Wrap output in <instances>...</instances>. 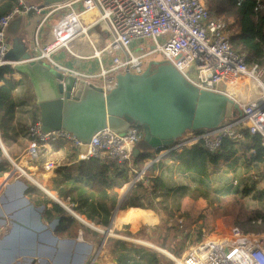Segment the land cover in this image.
Returning a JSON list of instances; mask_svg holds the SVG:
<instances>
[{
  "label": "built area",
  "instance_id": "2783aa9c",
  "mask_svg": "<svg viewBox=\"0 0 264 264\" xmlns=\"http://www.w3.org/2000/svg\"><path fill=\"white\" fill-rule=\"evenodd\" d=\"M19 4L0 16V66L14 67L17 63L6 56L11 47L7 28L16 15L31 10L24 0H19ZM256 10H264L262 0H257ZM55 13L60 14L52 27V39L45 45L36 41L31 58L34 61H44L72 73L101 87L106 95L116 87L119 74L142 73L161 55L198 88L232 96L240 104L243 117L226 120L218 130L187 131L177 142L164 147L165 151L201 144L208 152L216 153L224 139H244L245 129L253 136L260 135L264 147V111L257 117H245L248 104L264 100V66L248 63L246 53L232 45L228 21L217 15L206 0H68L48 7L46 18ZM98 24L103 25L104 32L111 33L101 45H95L89 32ZM84 36L94 46L91 57L97 59V71L82 72L55 59L57 51L70 50L71 43ZM146 39L151 44L148 48L136 43ZM192 67L196 78L188 73ZM242 77L250 78L259 88V94L248 102H240L235 96ZM29 134L28 155L35 161L49 142L66 139L79 149L84 144L65 129L45 131L39 118L29 126ZM143 136L144 130L136 124L122 133L102 129L87 143V152L80 150L76 162L98 157L105 164L132 171V184L146 183L147 168L138 169L132 162L133 151ZM160 154L159 151L155 161L161 158ZM18 165L13 161V168L0 175V198L12 182L21 177L33 179L23 166L22 173L15 172ZM58 166L54 161L44 163L45 170ZM8 227L0 226V238L10 233ZM170 256L175 264H264V232H245L234 227L226 235L203 237L189 245L181 257Z\"/></svg>",
  "mask_w": 264,
  "mask_h": 264
},
{
  "label": "crops",
  "instance_id": "0c3cea01",
  "mask_svg": "<svg viewBox=\"0 0 264 264\" xmlns=\"http://www.w3.org/2000/svg\"><path fill=\"white\" fill-rule=\"evenodd\" d=\"M59 14L55 13L46 18L45 14H41L39 8L32 7L30 11H23L16 15L14 23L8 29L10 44L11 46L16 45V53L10 56L16 55V58H19V52L23 48L20 44H24L25 48L33 53V47L37 40L42 45L49 42L52 39V27L57 22ZM96 27L100 30L92 32L91 37L95 40V45L96 43L101 45L108 36L101 33L103 25L93 26V28ZM93 54L94 46L84 36L74 40L70 50L60 49L54 56L60 64L66 67L82 72H93L96 70L95 65H98L97 59L91 57ZM16 73L17 71H15V75ZM15 75V81L19 82L20 80ZM23 76L29 80L27 76ZM243 78L245 77H242L240 81ZM240 81L236 92L247 87L241 86ZM19 86L20 83L14 91L17 105L16 118L13 127L9 131H5L7 132L5 145L12 158L20 161L15 172L22 173L23 166L35 181L23 178L29 185L25 191L26 201L24 202H19L18 196L2 195L0 198V226H12V222L17 221L15 217L20 213V210L25 207L34 209L33 206H44L41 212L46 226L39 232L37 254L32 256L31 261H19L16 264H87L88 261H92L91 264H120L118 254L122 251L123 245L156 254V262L142 259V264H173L174 260L170 256L171 254L181 257L189 245L200 239L191 242L190 239H187L189 236L184 233V238L180 237L183 241H180L179 247L173 240L174 235L168 238L165 233L166 231H175L188 222L182 212L183 202H180L178 197L175 198L177 188L174 189L170 185L172 180H175L176 187H185L181 186L185 185L182 184V181L191 169L197 168L200 172L201 169L204 171L203 174L196 173V179L200 180L205 176V172H208L212 167L215 166V172H217L221 167L227 165L230 172L224 177L222 176L223 185H230L237 191L227 193V195L239 193L245 187L264 190V187L258 182L263 178L260 174L259 176L254 174L259 167L264 168V161L249 163L247 155L244 152H239L230 161L214 165L201 144L185 147L180 151L168 152L161 149L159 150L161 153L159 160L162 161L159 164H155L159 160H154L159 151L151 153L150 157L139 161H135L133 157L132 162L138 169H148L152 165L146 170L148 178L162 179L164 187L154 190L146 183L142 187L132 184L133 172L127 171L125 168L120 170L116 167H110L108 171L111 186L96 185L88 176L81 175L78 171L80 163L88 162L90 159L76 162L80 149L66 139L47 143L40 158L35 161L28 155L29 126L39 118L38 102H36L37 108L34 106L36 110L33 112H31V108H27L29 107L27 102L19 103L17 99ZM31 93H34L33 87ZM240 102H245V100L242 99ZM3 130L4 127L0 132H4ZM0 141V145L4 148L1 137ZM202 153H204V157ZM140 154L148 155L150 153L140 149ZM250 154H252L251 150ZM48 161L58 162L59 166L45 170L44 163ZM153 166L155 168L151 170ZM7 167V162H3L0 158V175L8 171ZM179 172L181 177H178ZM237 173L240 174V177L237 176ZM229 178H233V183ZM220 179H222L221 176ZM185 188L187 189V187ZM206 192L208 190H202L198 198L206 200ZM53 193L62 203L53 197L55 196ZM135 197L138 203L132 200ZM113 199L116 203L113 202ZM54 204H59L64 212L54 209ZM66 206L70 207L73 212ZM68 215L72 216L76 222L70 221L66 229L58 231L64 216ZM57 216H60V219L57 220V223H52ZM100 227L104 228L106 232L108 231L107 234ZM131 240L148 246H139L128 242Z\"/></svg>",
  "mask_w": 264,
  "mask_h": 264
},
{
  "label": "water",
  "instance_id": "95a60500",
  "mask_svg": "<svg viewBox=\"0 0 264 264\" xmlns=\"http://www.w3.org/2000/svg\"><path fill=\"white\" fill-rule=\"evenodd\" d=\"M66 1L24 0V3L46 14L48 7ZM15 18L7 28V35ZM20 45L23 48L20 46L19 58L8 59L17 62L14 66L16 71L27 76L32 84L42 128L45 131L65 129L73 133L84 143L80 147L82 152L88 151L87 143L93 135L105 128L122 133L131 125H142L145 147H135V156L140 154V149L150 154L158 152L193 129L191 118L197 108L200 88L161 55L152 60L142 73L119 74L116 87L105 95L101 87L91 82L78 79L47 62L32 60L33 53L24 44ZM234 109L233 117L226 120L244 116L238 102ZM246 109L248 114L245 117H257L259 112L264 111V100L248 104ZM224 122L210 130H218ZM28 186L25 180L19 179L7 186L4 195L18 196V201L24 202ZM53 197L62 203L56 196ZM33 207L20 210L15 217L17 221L12 222L10 233L0 238V264L31 261L32 256L37 254L39 232L46 224L41 212L44 206ZM59 219L60 216H57L52 223H57ZM103 231L105 234L108 232Z\"/></svg>",
  "mask_w": 264,
  "mask_h": 264
},
{
  "label": "trees",
  "instance_id": "16d2710c",
  "mask_svg": "<svg viewBox=\"0 0 264 264\" xmlns=\"http://www.w3.org/2000/svg\"><path fill=\"white\" fill-rule=\"evenodd\" d=\"M262 1L264 2V0ZM206 2L217 15L223 16L228 21L232 45L246 53L248 63H258L260 66H264V10H256L257 0H206ZM16 6H20L19 0H0V16ZM15 71V67L11 65L0 66V130L4 127V132L13 127L16 118L17 105L14 99V91L19 82L14 79ZM252 149L255 150V153L250 154ZM206 152L214 165L230 161L239 152H244L247 155V162L249 163L264 161L261 136H252L249 129L245 130L244 140L235 141L226 138L216 153L207 150ZM149 155L151 154H139L133 155V157L135 161H139L145 157H150ZM110 167L114 168L113 165L102 163L98 157H91L88 162L80 163L78 171L81 175L88 176L96 185L109 187L111 186L108 178ZM154 168L155 166L151 170ZM144 184L145 182H139L136 186L142 187ZM153 185L155 189L164 187L160 178H153ZM205 195L213 205H217L218 209L228 208L235 226L240 227L245 232H264V211L259 208H249L245 200L246 197L251 196L254 200L264 201V190H259L256 187H245L241 192L230 194L227 197L213 196L209 191ZM226 198L230 200L228 206L224 203ZM132 200L138 203L136 197ZM113 202L116 203L115 199ZM233 204L238 205V211L235 215L230 210ZM53 207L59 212H64L59 204H54ZM70 221L76 222L72 216H64L58 231L66 229ZM118 259L120 264H142V259L150 262L157 261L155 253L144 249L128 248L125 245L122 246Z\"/></svg>",
  "mask_w": 264,
  "mask_h": 264
},
{
  "label": "rangeland",
  "instance_id": "374dc122",
  "mask_svg": "<svg viewBox=\"0 0 264 264\" xmlns=\"http://www.w3.org/2000/svg\"><path fill=\"white\" fill-rule=\"evenodd\" d=\"M228 20H230V19H228ZM97 30H100V29L98 27H96V28L91 27L89 29V32L92 33V32L97 31ZM101 33H102V35L111 36L110 32L101 31ZM7 37H8V35H7ZM136 43L137 44H144V46L146 48L151 46L149 40H147V39L146 40H138ZM14 53H16V46H11L9 51L7 52V55H6L7 58H11L10 55H12ZM13 58H16V55H14ZM95 69H96L95 71L98 70V65H95ZM188 73L191 76H193V78H196L194 67L190 68ZM15 77L20 80L19 81L20 86L17 90L18 102L19 103L27 102L29 107H27V106L26 107L29 109L31 108V112H33L34 110H36L35 107L37 106V103H36L37 99H36V96L34 95V93L33 94L31 93L32 86L30 84V81L28 79H26V77H24L21 73H18V72L16 73ZM244 79L248 80L247 78H244ZM248 84H249V82H248ZM248 89L250 90L249 86H248ZM246 90L245 89L244 90L242 89V91L238 90L237 93L235 92V96L238 97L239 96L238 92L241 91L240 95H244L242 97H245V98L247 97L248 100H250L251 98L255 97V95L259 94V88H258V92L250 91L245 96ZM197 93H198L197 108H196L194 115L191 118V126L193 129L189 130V131L210 130V129H213L214 127L220 126V124L223 121H225L226 119L233 117L234 110H235L234 105H235L236 101L232 96H229V95H226V94L220 93V92H214V91L203 90V89H200ZM237 100L242 101V99H240V98H238ZM243 100H245V99H243ZM245 101H247V100H245ZM137 125H139L143 129L142 125H140V124H137ZM24 127L26 128L28 126H24ZM186 132H184L182 134V136ZM6 134H7V132H5V133L0 132V137H1V140L3 142L2 144H4L3 146L5 148L4 149L0 145V158L2 159L3 162H7L8 167L6 169L9 171L11 168H13V161L17 162L18 164L20 161L12 158L11 154L9 153L8 149L6 148V145H5L6 144L5 143ZM182 136H179V138L175 142H177ZM197 145H199V144H197ZM136 146H138V147L141 146L143 148L145 147L143 137L137 142ZM196 148H198V147H196ZM202 155L204 157V153H202ZM160 161H162V160H159L158 163H155V164H159ZM151 167H152V165H150L148 167V169ZM219 168H220V166H219ZM215 169H216L215 166L212 167L211 169H209L208 172H205V174H204L205 176L201 177L200 180L196 179V177H195L196 173L197 174H199V173L203 174L204 171L201 169V172H200V170L197 168L191 169L188 172L187 176H185L184 181H182V184H185V185H181V186L187 187V189L185 187H176L177 185L174 184V183H176L175 180L174 181L172 180V182L170 183V185L173 186L172 188H174V189L177 188L176 193L178 196L176 195L175 198L178 197L180 199V202L181 201L183 202L184 209L182 212L184 214V217L188 219V222L186 224L182 225V227H178L177 230L165 232L166 235H168L167 236L168 238H171L174 235L173 240L175 241V243H177L176 245L179 247L181 245V244L179 245L180 241L181 242L183 241V239H181V238H184V236H183L184 233H186L189 236V238H187V239H190L191 242H193V241H196L198 239H202L203 237H207L210 235H212V236L217 235V234H219L220 236L226 235L230 232V230L232 228L238 227V226L234 225L232 215L229 214L228 208L227 209H218L217 205H213L210 200L198 198L202 190H208L210 192V194L213 196L218 195V196H222V197H227L228 196L227 193L237 192L234 189H232L230 187V185H226V186H225V184L223 185V181H224L223 177L225 174L230 172L229 167L227 165H224L223 167H221L220 171L217 170V172H215ZM147 174H146V176H148ZM254 174H257L258 176H259V174L261 175V177L263 179L259 180L258 182H259V185L264 187V168L261 169V167H259L255 171ZM220 176L222 179H220ZM237 176L240 177V174L237 173ZM178 177H181L180 172L178 174ZM23 178L24 177H21V180H23ZM148 179H149V181L146 182V184L149 187H153V190H154L155 187L153 185V178H148ZM229 179L233 183V180H232L233 178H229ZM151 181H152V183H151ZM231 185L233 186V184H231ZM45 194H47V193L45 192ZM54 195L57 196L56 194H54ZM228 198H226L224 200V203L226 206H228L230 204V200ZM245 200H246V204L249 208H251V209L259 208V209L264 211V201L254 200L251 196L247 197ZM218 206H219V204H218ZM230 210H231L232 214L235 215V213H237V211H238V206L233 204V205H231ZM177 215H179V214H177ZM84 219H85V221L90 223L89 220H87L86 218H84ZM8 228L11 230L12 226L9 225ZM100 229L105 230L104 228H101V227H100ZM260 233H263V232H260ZM128 242H132V243L137 244L139 246H148L147 244H144V243H136L137 241L131 240ZM18 258H20V256H18ZM173 264H175L174 261H173Z\"/></svg>",
  "mask_w": 264,
  "mask_h": 264
},
{
  "label": "bare ground",
  "instance_id": "6f19581e",
  "mask_svg": "<svg viewBox=\"0 0 264 264\" xmlns=\"http://www.w3.org/2000/svg\"><path fill=\"white\" fill-rule=\"evenodd\" d=\"M245 78H247V77H245ZM248 80H246V79H242L241 81H240V85L241 86H247V94H248V92H250V91H252V92H258V86L255 84V82L254 81H252L251 79H249V78H247ZM246 82V83H245ZM248 82H249V84H248ZM247 84V85H246ZM248 86L250 87V90L248 89ZM242 96H244V95H239L238 96V98H240V99H245V97H242ZM245 100H247V102L249 101L248 99H245Z\"/></svg>",
  "mask_w": 264,
  "mask_h": 264
}]
</instances>
